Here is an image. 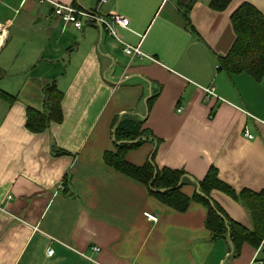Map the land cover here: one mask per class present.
Wrapping results in <instances>:
<instances>
[{
  "label": "crops",
  "instance_id": "0c3cea01",
  "mask_svg": "<svg viewBox=\"0 0 264 264\" xmlns=\"http://www.w3.org/2000/svg\"><path fill=\"white\" fill-rule=\"evenodd\" d=\"M56 1L129 25L113 36L86 20L64 23L48 2L0 0V90L16 97L0 99V264H264L261 247L244 243L233 256L228 241L211 240L201 203L176 210L104 160L117 150V128L139 126L152 139L128 162L142 166L154 150L159 169H183L191 181L213 165L236 192L264 190V74L219 63L235 40L233 11L247 2L264 15V0L220 11L195 0L188 18L179 0ZM120 41L145 56L125 55ZM53 83L63 118L33 132L27 109L44 110ZM197 187L181 191L191 197ZM210 199L250 226L241 202L218 190Z\"/></svg>",
  "mask_w": 264,
  "mask_h": 264
},
{
  "label": "trees",
  "instance_id": "16d2710c",
  "mask_svg": "<svg viewBox=\"0 0 264 264\" xmlns=\"http://www.w3.org/2000/svg\"><path fill=\"white\" fill-rule=\"evenodd\" d=\"M194 1L179 0L186 18H188L190 2ZM230 2L231 0H209V5L212 9L220 11L227 8ZM231 21L235 40L230 50L220 58V68L234 74L246 73L255 79H260L264 74V15L252 4L243 2L233 11ZM44 93V110L28 108L26 112V127L33 132H41L48 128L52 122H60L63 118L62 91L53 83L44 88ZM0 99L11 103L16 97L0 90ZM147 135L146 129H141L139 126L135 127L133 132L119 131L117 128L115 131L117 150L105 152L106 164L145 184L150 194L176 210L185 211L192 202L204 205L207 209L206 227L210 231L211 240L228 241L233 250V256L239 255L244 243L255 248L261 247V251L264 253V190L243 189L236 192L219 178L218 170L213 165L209 167L202 180L191 181L183 169L169 167L159 169L155 165L154 150L142 166L128 162L125 159L126 153L130 149L140 146L146 140L152 139L149 136L146 137ZM124 140L135 141L126 143ZM155 171L156 175H154ZM178 183H180L179 187H177ZM186 183L199 186L204 196L196 192L191 197L185 195L181 188ZM159 189L164 190L160 192ZM213 190L222 191L241 202L249 212L250 226L247 227L228 218L221 207L214 202L216 209L226 217L227 222H225L211 207L210 195Z\"/></svg>",
  "mask_w": 264,
  "mask_h": 264
},
{
  "label": "built area",
  "instance_id": "2783aa9c",
  "mask_svg": "<svg viewBox=\"0 0 264 264\" xmlns=\"http://www.w3.org/2000/svg\"><path fill=\"white\" fill-rule=\"evenodd\" d=\"M39 2H48L52 6L51 15L58 17L64 21V23H70L76 28H81L83 25V20L95 23L101 29L107 31L108 34L116 36L115 26L128 27L129 20L127 17L112 13L109 16H102L97 11L91 9L79 8L70 4L61 3L56 0H38ZM103 1V0H101ZM122 46V52L129 57L133 56H145L139 46H133L124 41H120ZM205 92L209 95H214V90L206 88ZM181 110L180 108L178 109ZM245 136L252 138V134L245 129ZM145 216L152 221H156V215L152 213H145ZM93 250L96 252L99 250L98 246H94ZM54 250L51 246L46 248V254L52 255ZM264 263V260L261 262Z\"/></svg>",
  "mask_w": 264,
  "mask_h": 264
},
{
  "label": "water",
  "instance_id": "95a60500",
  "mask_svg": "<svg viewBox=\"0 0 264 264\" xmlns=\"http://www.w3.org/2000/svg\"><path fill=\"white\" fill-rule=\"evenodd\" d=\"M131 142V141H130ZM154 175H156V171L154 173ZM191 180L193 179L191 176L187 175ZM180 186V183L177 184V187ZM164 189H159L158 191H163ZM196 193H198L199 195H202L204 196V193L200 191L199 189V186L197 187L196 189ZM210 204H211V207L216 211V213L225 221L227 222L226 220V217L223 215V213H221L220 211H218L213 203V201L210 199Z\"/></svg>",
  "mask_w": 264,
  "mask_h": 264
},
{
  "label": "rangeland",
  "instance_id": "374dc122",
  "mask_svg": "<svg viewBox=\"0 0 264 264\" xmlns=\"http://www.w3.org/2000/svg\"><path fill=\"white\" fill-rule=\"evenodd\" d=\"M12 33H13V35H14L13 37H16V36L18 37V34H17L14 30L12 31ZM12 44H13V43H12ZM12 44H11V45H12ZM11 45H10V46H11ZM10 46H9V48H10Z\"/></svg>",
  "mask_w": 264,
  "mask_h": 264
}]
</instances>
